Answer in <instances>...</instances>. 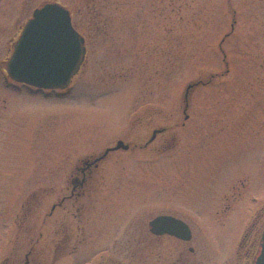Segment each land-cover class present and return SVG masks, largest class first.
Masks as SVG:
<instances>
[{"label":"rangeland","instance_id":"374dc122","mask_svg":"<svg viewBox=\"0 0 264 264\" xmlns=\"http://www.w3.org/2000/svg\"><path fill=\"white\" fill-rule=\"evenodd\" d=\"M43 1L0 0V31L9 28L14 42ZM51 1L70 10L86 58L64 92L46 95L0 82V260L21 264L29 244L43 243L36 240L39 224L67 192V171L78 158L124 135L143 141L157 126L168 130L157 136L154 159L143 150L141 159L122 151L114 158V172L124 177L114 179L120 194L104 212V224L123 221L138 207L179 209L196 223L194 234L203 230L216 256H230L244 219L239 206L250 193L256 199L250 203L264 196V182L259 186L256 177L244 190L237 180L235 212L215 214L233 176L244 177L243 129L264 132V0ZM4 53L0 47V58ZM165 137L174 139L158 145ZM67 208L54 209L46 221L60 212L69 220ZM163 243L155 250H171L169 241Z\"/></svg>","mask_w":264,"mask_h":264},{"label":"flooded vegetation","instance_id":"af4514ba","mask_svg":"<svg viewBox=\"0 0 264 264\" xmlns=\"http://www.w3.org/2000/svg\"><path fill=\"white\" fill-rule=\"evenodd\" d=\"M8 29L5 27L0 31V47L4 48L5 52L4 56L0 58V78L2 79L0 82L4 83L5 87L12 85V79L7 72V63L13 49V37L11 33H8ZM2 36L4 37L1 40ZM61 91L64 92L66 89ZM231 125H235V121ZM167 130L166 127H153L149 136H144L143 141L141 139H126V135L106 140L102 150L96 154L82 156L69 166L65 181L67 192L59 195L52 202L46 216L47 218L51 217L56 208L64 210L68 207L66 211L69 212L71 218L68 220L66 214L60 212L61 214H55L52 222L46 221L47 218L43 219L39 224V236L36 239L38 241L42 238L43 243L38 247L29 244L21 264H264L263 195L259 203H250L251 199H256L250 195L251 193H248L249 202L243 201L239 206L244 212V219L241 217L242 229L228 257L216 256L214 250L210 249L203 230H199L198 235L194 234L192 227L196 223H193L190 216L179 209L173 211L168 208L166 211L153 213L154 207L147 206L142 209L138 207L123 221L112 220L109 224H104V212L120 194L121 187L118 186V183H114V179H123L124 177L121 171L114 172L113 167L118 164L114 158L122 151L132 152L136 155V159H141V155L138 154H141V150H143L150 154L148 158L154 159L158 149L157 136ZM253 130L256 131L255 135H253ZM243 131L248 141L244 151L249 158L248 162L246 161V170L241 172L244 177H237L240 173H236L231 179L227 191L220 194L219 207L215 213L217 215L220 212L223 214L235 212L234 206L239 201L234 198L235 192H233L236 190L237 180L243 190L251 188L255 177L259 186L264 182L262 180L264 179L263 129H253V126L249 125ZM231 132L236 133L235 129H232ZM173 139L171 137L168 140L165 137L158 145L163 144L166 147L168 142ZM241 139H234L231 142L236 144ZM111 159L113 162L108 163ZM105 164H107V170L104 169ZM248 164L251 169H248ZM110 167L112 170H109ZM99 178L102 183L93 187V184L98 183ZM104 178L107 180L105 187ZM231 200L233 202H230ZM88 211H90L88 216L91 219L88 220V216L82 219L81 215ZM98 213L101 214L102 219L97 218ZM159 215L170 217L169 228L176 233L166 231L158 233L152 230L150 222ZM17 216L19 217V215L15 217ZM17 222L15 219V223ZM23 228L26 229L30 240L32 227L27 224ZM107 228H110L109 231ZM158 228L163 229L162 226ZM104 231L109 233L107 238L109 240L106 244H104ZM98 239L102 241L99 246ZM167 241L170 242L171 250L163 252L155 250L157 244L163 246V242ZM117 244H124V247L115 250ZM92 245H94L93 250ZM107 245L108 247H106ZM44 253L46 256H50L49 262H46L42 257ZM65 258L67 261L62 263ZM4 259L0 260V264H14L12 260Z\"/></svg>","mask_w":264,"mask_h":264},{"label":"water","instance_id":"95a60500","mask_svg":"<svg viewBox=\"0 0 264 264\" xmlns=\"http://www.w3.org/2000/svg\"><path fill=\"white\" fill-rule=\"evenodd\" d=\"M85 58V39L73 26L70 10L58 1L45 0L23 24L13 43L7 71L16 82L37 88L63 89ZM169 220L166 215L155 217L150 222L152 230L176 233L169 228Z\"/></svg>","mask_w":264,"mask_h":264},{"label":"trees","instance_id":"16d2710c","mask_svg":"<svg viewBox=\"0 0 264 264\" xmlns=\"http://www.w3.org/2000/svg\"><path fill=\"white\" fill-rule=\"evenodd\" d=\"M74 24V23H73ZM75 26V25H74Z\"/></svg>","mask_w":264,"mask_h":264}]
</instances>
